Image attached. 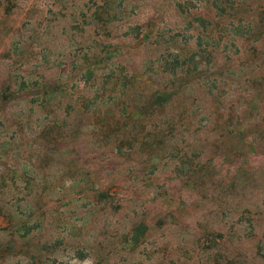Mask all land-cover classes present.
<instances>
[{
  "label": "rangeland",
  "instance_id": "1",
  "mask_svg": "<svg viewBox=\"0 0 264 264\" xmlns=\"http://www.w3.org/2000/svg\"><path fill=\"white\" fill-rule=\"evenodd\" d=\"M0 264H264V0H0Z\"/></svg>",
  "mask_w": 264,
  "mask_h": 264
}]
</instances>
